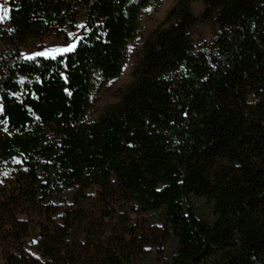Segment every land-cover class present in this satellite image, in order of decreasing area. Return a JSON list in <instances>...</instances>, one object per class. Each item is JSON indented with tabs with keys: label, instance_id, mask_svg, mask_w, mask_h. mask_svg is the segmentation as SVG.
<instances>
[{
	"label": "trees",
	"instance_id": "obj_1",
	"mask_svg": "<svg viewBox=\"0 0 264 264\" xmlns=\"http://www.w3.org/2000/svg\"><path fill=\"white\" fill-rule=\"evenodd\" d=\"M8 1L0 264H264V0H176L91 122L160 0ZM67 31L72 52L22 56Z\"/></svg>",
	"mask_w": 264,
	"mask_h": 264
},
{
	"label": "rangeland",
	"instance_id": "obj_2",
	"mask_svg": "<svg viewBox=\"0 0 264 264\" xmlns=\"http://www.w3.org/2000/svg\"><path fill=\"white\" fill-rule=\"evenodd\" d=\"M175 1L176 0H160V4L157 7L150 6L142 11L140 15V31L135 40L129 46V60L123 67L118 78L113 79L102 87L95 89V93L92 96L94 99L93 105L91 106L92 109L86 116V120L88 122H91L96 117L97 113L107 106V104L116 101L117 90L122 88V86L126 85L130 81L129 73L133 63L135 62L136 55L144 44L143 42L148 38L155 27L162 22L167 11L171 8ZM0 7L9 11V1L0 0ZM201 10L202 4L200 2L191 5V11H193L194 15H199L202 12ZM8 18L7 12V17L3 20V22H0V26H2L6 31L9 30L7 24ZM212 38L213 28L209 24L197 25V27L192 30V42H194V45L197 48L210 43ZM76 40L77 32L72 33L71 31H67V35L64 39H56L53 36H48L40 43H28L27 45L22 46L21 54L23 57L34 56V54L38 52H45L46 50L50 49L67 47L73 42L76 43ZM11 49L12 48L9 45L0 41V51L5 52L6 50ZM9 174V171H5L2 176L5 178ZM131 218H133L132 215Z\"/></svg>",
	"mask_w": 264,
	"mask_h": 264
},
{
	"label": "snow or ice",
	"instance_id": "obj_3",
	"mask_svg": "<svg viewBox=\"0 0 264 264\" xmlns=\"http://www.w3.org/2000/svg\"><path fill=\"white\" fill-rule=\"evenodd\" d=\"M7 9H4L0 7V22H3V20L7 17ZM78 27H83V25H80ZM76 48V43L73 42L72 44L68 45L67 47L63 48H56V49H50L46 50L45 52H38L35 53L34 56H24L25 60H32L35 58V56H42L46 58L56 59L57 55H62L64 53H70Z\"/></svg>",
	"mask_w": 264,
	"mask_h": 264
}]
</instances>
